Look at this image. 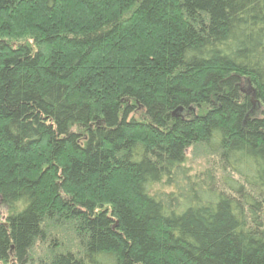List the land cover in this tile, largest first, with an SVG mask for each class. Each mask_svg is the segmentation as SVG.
I'll return each instance as SVG.
<instances>
[{"label":"trees","instance_id":"1","mask_svg":"<svg viewBox=\"0 0 264 264\" xmlns=\"http://www.w3.org/2000/svg\"><path fill=\"white\" fill-rule=\"evenodd\" d=\"M0 206V263L264 264V0H0Z\"/></svg>","mask_w":264,"mask_h":264},{"label":"rangeland","instance_id":"2","mask_svg":"<svg viewBox=\"0 0 264 264\" xmlns=\"http://www.w3.org/2000/svg\"><path fill=\"white\" fill-rule=\"evenodd\" d=\"M186 166L189 167L190 172L192 174L196 173H202L205 170H209L212 167V162L217 163V160L214 156L206 152L203 148L199 146H192L189 147L186 150ZM215 168V167H214ZM217 169V168H215ZM216 173L219 174V170H216ZM7 211L6 208L3 206H0V216L6 215ZM263 222H264V213H263ZM66 229V228H64ZM57 232V231H55ZM71 235V234H70ZM65 233H58V239H61V243H64L65 246L68 249H72V245H74V241L71 239L72 236H70ZM50 238H52V234L50 235ZM62 238L64 241H62ZM47 246L46 244H37L35 248L30 251L31 257L33 258L31 261L28 260L25 264H38V259L42 257L43 254H46L47 252ZM0 264H18L15 261H10L7 263H0Z\"/></svg>","mask_w":264,"mask_h":264},{"label":"water","instance_id":"3","mask_svg":"<svg viewBox=\"0 0 264 264\" xmlns=\"http://www.w3.org/2000/svg\"><path fill=\"white\" fill-rule=\"evenodd\" d=\"M177 111H181V108H178L177 110H175L174 112H172V115H173V116H176V112H177Z\"/></svg>","mask_w":264,"mask_h":264}]
</instances>
